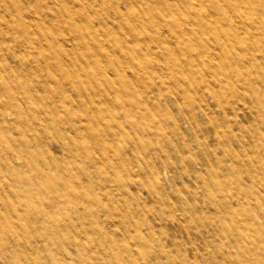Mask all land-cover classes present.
I'll return each mask as SVG.
<instances>
[{
	"label": "rangeland",
	"instance_id": "374dc122",
	"mask_svg": "<svg viewBox=\"0 0 264 264\" xmlns=\"http://www.w3.org/2000/svg\"><path fill=\"white\" fill-rule=\"evenodd\" d=\"M16 1L0 107L31 113L0 120V185L45 217L9 216L0 264H264V0Z\"/></svg>",
	"mask_w": 264,
	"mask_h": 264
},
{
	"label": "bare ground",
	"instance_id": "6f19581e",
	"mask_svg": "<svg viewBox=\"0 0 264 264\" xmlns=\"http://www.w3.org/2000/svg\"><path fill=\"white\" fill-rule=\"evenodd\" d=\"M1 1L8 3L7 7L5 8L6 11L10 12L11 10L13 11V9L19 10L18 7H20V6H18V4L16 3L17 2L16 0H1ZM27 1H28V3H30V1H32V0H27ZM140 1H142V0H140ZM224 15H225V12H224ZM203 20H205V19L201 20V24H203ZM21 22H22V20H21ZM21 25H23V23H21ZM132 30L134 31L135 28H132ZM45 31L46 30H43V32H40V33L42 35H44ZM78 31L80 34H83L84 37H86V34L88 33V31L86 29H83V28H78ZM80 34H79V36L81 37ZM1 51H2V47L0 45V53H1ZM135 51H137V50H135ZM112 60H113V58H112ZM117 67L120 69L119 66H117ZM221 67L226 69L225 64L221 65ZM0 69H1V67H0ZM4 74L5 75L0 74V89H1V81H2L3 77L9 78L11 75V73L9 74V71H7V70L5 71ZM4 85L6 86V88H10V90H12V88H11L12 85L10 83L6 82ZM5 86L2 88L3 91L5 89ZM5 96L7 99H3V100H1V102H3L7 106V108L10 110V112L6 111L2 107H0V120L4 121L8 114H14L15 116L19 117L18 121H19L20 125L25 126V123L22 120V118L24 115L30 114L31 110H25L22 106H16V100L18 98L20 99V97L18 96V98H17L14 93L5 94ZM6 136L7 135H4V134H2V136H0V156L3 157L5 163L9 165L12 162V159L7 154V152H6L7 149L4 148V146L2 144V140H6V141L10 142V146L12 148H15L16 146H15V142H13L12 140L10 141V139L7 138ZM28 146H29L28 142H22L20 144L21 149L26 148ZM27 164H28V162H27ZM36 177H38L40 180L39 186H41L42 189H46L47 192L50 194L51 197L54 198L55 201L63 193V190L65 189V181H64L63 177L54 178V180L57 179L55 182H50V179L47 178L44 174L38 173V174H36ZM0 189L4 190L2 192H8L9 195L14 198L13 200H11L13 207L8 202L5 204L6 209L2 213H0V232H1L0 233V241H1V243H3V245H5L8 243L7 233L12 232V231H16L19 228V226L21 225L20 224L18 226L15 222H12V221L8 222V221H10L9 216L12 215V213L14 211L16 213H19V211H20V217L23 218V220H25L24 225L26 226V228L29 232H32L34 226L30 220L31 217L33 216V214H36L37 218L42 219L45 217V210L41 207L39 202L34 199V196L31 193H26L21 188L9 190L4 185H0ZM72 194L78 195V193H76V190H73ZM63 195L65 196L66 201L71 200L69 197L66 196V193H64ZM22 204H24L26 206V208L21 207ZM39 227H42L44 229V232H46V233H51V234L55 233L54 229L52 230V228L50 226L45 225L43 227L42 225H39ZM228 229H229L228 231H230L231 227H229ZM239 237L240 236H235V238H239ZM50 264H60L57 255H52L51 260H50Z\"/></svg>",
	"mask_w": 264,
	"mask_h": 264
}]
</instances>
